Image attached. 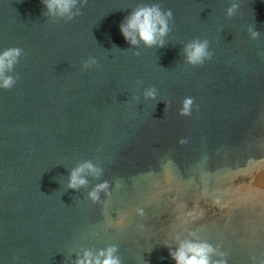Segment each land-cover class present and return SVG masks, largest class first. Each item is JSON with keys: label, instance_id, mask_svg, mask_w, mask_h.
<instances>
[{"label": "water", "instance_id": "95a60500", "mask_svg": "<svg viewBox=\"0 0 264 264\" xmlns=\"http://www.w3.org/2000/svg\"><path fill=\"white\" fill-rule=\"evenodd\" d=\"M232 2L88 0L53 22L42 0H0V53L25 54L0 89V264H74L110 245L122 264H174L164 245L190 233L225 254L214 259L264 264V0H235L228 18ZM140 4L172 11L164 47L122 36ZM197 38L213 57L193 67L183 48ZM85 160L103 175L68 189Z\"/></svg>", "mask_w": 264, "mask_h": 264}, {"label": "clouds", "instance_id": "9594fccd", "mask_svg": "<svg viewBox=\"0 0 264 264\" xmlns=\"http://www.w3.org/2000/svg\"><path fill=\"white\" fill-rule=\"evenodd\" d=\"M87 2L88 0H42L45 8L44 14L53 22L72 21L81 14L80 9ZM238 7L239 5L233 0L231 6L226 10V16L232 18L237 13ZM172 20L173 13L171 10L164 11L159 4H140L131 10L130 14L119 25V28L131 48H138L141 44L149 49L162 48L165 46V38L171 31L170 22ZM248 32L253 40L258 39L260 36V32L254 30V27H250ZM23 55L25 54L20 48H9L0 53V89L11 90L14 88L17 77L12 73ZM135 55H139V53L137 52ZM183 55L185 63L193 67L203 66L206 61L211 60L213 57V53L209 51V41L198 38L184 45ZM94 66H98V62L92 57H89L82 64L84 70L91 69ZM143 97L146 101L156 100L157 89L154 87L147 88L143 93ZM193 105V98L186 97L183 100L179 114L190 116ZM102 175L103 169L96 166L91 160H85L70 170L67 188L73 191L88 188L89 177L93 180H100ZM109 188L110 184L106 180L96 184L88 192V199L93 203L99 202L101 193L106 196L110 195ZM137 213L142 216L143 210L138 209ZM122 223L123 221H121ZM164 246L169 249L168 254L174 264H226L225 259H214V257H224V253L218 252L212 244L200 239L193 233H190L186 238L176 235L172 244H165ZM118 251L115 245L95 251L85 249L76 255L74 264H122Z\"/></svg>", "mask_w": 264, "mask_h": 264}, {"label": "snow or ice", "instance_id": "6c2138e0", "mask_svg": "<svg viewBox=\"0 0 264 264\" xmlns=\"http://www.w3.org/2000/svg\"><path fill=\"white\" fill-rule=\"evenodd\" d=\"M194 234V233H193Z\"/></svg>", "mask_w": 264, "mask_h": 264}]
</instances>
